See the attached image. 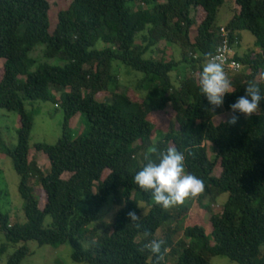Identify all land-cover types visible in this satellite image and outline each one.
<instances>
[{
    "label": "trees",
    "instance_id": "16d2710c",
    "mask_svg": "<svg viewBox=\"0 0 264 264\" xmlns=\"http://www.w3.org/2000/svg\"><path fill=\"white\" fill-rule=\"evenodd\" d=\"M69 1L54 27L48 0H0V109L19 116L17 146L11 149L0 135V151L20 177L26 217V223L11 225L0 199V234L6 240L0 255L23 244L7 260L22 264L29 254L25 244L36 242L70 244L78 264H155L141 249L156 239L167 248L161 264H211L214 257L264 264V101L250 119L215 123L220 113L230 114L249 80H257L264 94V0H235L233 16L222 26L217 19L227 0ZM244 32L255 38L245 53L240 52ZM225 38L230 61L240 68L224 66L233 93L213 111L199 91V73L205 54H216ZM37 48L43 58L64 64H37L31 57ZM167 48L181 59H166ZM155 49L162 54L154 57ZM116 62L143 75L136 86L141 96L121 91ZM107 94L114 100L102 97ZM26 101L51 102L64 114L58 143L35 146L49 161L47 173L31 152L33 115ZM168 108L174 118L154 143L155 120ZM79 115L88 126L75 136L72 125ZM153 146L158 152L169 146L182 151L186 172L201 178L205 191L167 211L155 205L132 182ZM223 195L227 200L221 203ZM110 198L120 207L113 222L92 226ZM187 201H196L209 219L191 217L177 240L190 210ZM212 203L222 210L216 213ZM129 211L141 216L139 229L128 227ZM145 230L151 235L145 237Z\"/></svg>",
    "mask_w": 264,
    "mask_h": 264
},
{
    "label": "rangeland",
    "instance_id": "374dc122",
    "mask_svg": "<svg viewBox=\"0 0 264 264\" xmlns=\"http://www.w3.org/2000/svg\"><path fill=\"white\" fill-rule=\"evenodd\" d=\"M51 5V17L52 23L55 27L57 22L58 14L65 10L69 5V0H48ZM235 4V0H227L226 4L221 8L219 13L217 24L219 26L225 25L230 18L233 16L231 7ZM139 7H143L140 5ZM53 27V28H54ZM196 32L192 34V39H194ZM242 45L240 52H247L254 47L255 38L250 32H244L242 35ZM138 41H141L139 38ZM104 45L100 43L99 48H102ZM42 48H37L34 52L31 53V57L37 58L38 63H47L49 65H59L64 64L59 59L47 60L41 56ZM166 59L175 58L177 60L181 59V53L177 52L176 49L167 48L165 51ZM162 53L158 49L153 51V56L158 57ZM36 59V60H37ZM3 63H0V71L3 70ZM118 66L121 68L118 69L119 82L121 85V91L127 92L129 95L141 96L140 91L137 90L138 79L143 75L140 73H135L131 69L127 68L120 62L114 63V68L117 69ZM130 72V73H129ZM108 101L114 100L111 94L102 96ZM26 109L33 115V130L30 138V148L32 155L38 157V164L41 167V170L47 173L50 170V164L48 159L35 151V146L39 143L55 145L58 143L59 139L62 136V126L64 122V114L61 109H59L55 104L51 102H32L26 101ZM227 113H220L215 118V123L219 124L225 122L229 119ZM174 118V112L171 108H168L166 112L162 113L161 118L155 120L157 130L154 143H157L165 136V132L168 128V123ZM88 122L83 115H79L75 122L72 125L73 132L75 136H78L87 130ZM19 129V116L17 113L8 112L6 110L0 109V135L3 141L11 149L15 148L18 144V135L17 131ZM209 157L211 160H214L215 153L212 149H209ZM219 170H216V175L219 174ZM19 184L20 177L14 169L12 159H10L6 154L0 151V199L2 211L5 214H9L11 218V225L17 223L24 224L26 223V217L24 213V200L22 199L19 193ZM31 184L36 188L38 195L43 203L44 195L42 188L39 182L36 179L31 181ZM227 200V195H223L220 199V202L223 203ZM207 202V201H206ZM187 207H189V212L182 221V226L179 227L178 233L175 236V239H179L183 236L182 229L185 227V224L188 223L191 217L196 216L197 219H206L208 221L209 215L205 212H202L198 203L196 201H187ZM143 204H141V208ZM212 208L216 213L222 210L221 204L212 203ZM120 210V207L115 204L112 198H110L105 204L104 208L101 211L100 217L96 223L92 226H108L110 225L116 213ZM51 222L50 217L47 218V225ZM175 227V225H174ZM6 244V240L2 234H0V248ZM29 250L28 256L24 259L22 264H78L75 263L72 259L73 248L70 244L55 248L52 246H39L36 242H28L25 244ZM24 246L23 244L17 246H9L7 251L0 255V264H7L8 258L15 252L19 247ZM264 249V247H263ZM173 260L169 261V264H172ZM85 264V263H83ZM211 264H237L225 257H214L211 259Z\"/></svg>",
    "mask_w": 264,
    "mask_h": 264
},
{
    "label": "clouds",
    "instance_id": "9594fccd",
    "mask_svg": "<svg viewBox=\"0 0 264 264\" xmlns=\"http://www.w3.org/2000/svg\"><path fill=\"white\" fill-rule=\"evenodd\" d=\"M198 83L201 95L206 97L213 111L222 108L225 96L233 93L232 81L224 70L221 56L212 52L205 54ZM262 101L264 94L261 93L259 83L257 80H249L245 94L229 106L227 123L235 125L241 117L250 119L260 109ZM153 155L156 159L152 158ZM144 160L145 164L136 172L132 182L140 191L150 194L155 205L163 211L183 205L187 199H196L205 191L204 181L186 172L185 154L177 148L169 146L165 151L158 152L156 147H149ZM127 218L130 221L128 227H141L142 219L136 211H129ZM144 235L148 237L151 233L145 230ZM164 243L163 240L151 239L141 251L148 250L155 258V264H161L167 252Z\"/></svg>",
    "mask_w": 264,
    "mask_h": 264
},
{
    "label": "built area",
    "instance_id": "2783aa9c",
    "mask_svg": "<svg viewBox=\"0 0 264 264\" xmlns=\"http://www.w3.org/2000/svg\"><path fill=\"white\" fill-rule=\"evenodd\" d=\"M222 32H225L224 29H222ZM218 50L219 51H217L216 54L221 56V62L223 63V66L227 65L228 67H231L232 69L240 68V65L238 63L230 61V57L232 55V49L229 47L227 39L224 41L222 45L219 46Z\"/></svg>",
    "mask_w": 264,
    "mask_h": 264
}]
</instances>
